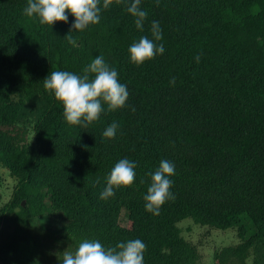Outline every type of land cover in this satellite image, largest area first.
<instances>
[{
	"label": "trees",
	"instance_id": "obj_1",
	"mask_svg": "<svg viewBox=\"0 0 264 264\" xmlns=\"http://www.w3.org/2000/svg\"><path fill=\"white\" fill-rule=\"evenodd\" d=\"M102 3L98 24L70 32L75 17L67 10V23L42 25L23 14L27 0H0V162L17 182L0 205V220L19 207L0 251L16 257L21 242L53 246L58 236L63 244L46 249L41 264H62V253L86 239L106 249L140 239L144 264H194L196 247L179 234L178 219L225 227L244 218L251 234L224 252L242 260L252 246L264 264V0H141L143 30L125 4ZM153 21L165 51L137 66L128 49L141 36L152 39ZM99 55L127 86L126 104L114 111L105 104L87 128L70 125L44 79L51 71L81 75ZM28 100L37 103L34 110ZM113 122L115 137H104ZM30 126L34 146L24 142ZM123 158L136 164L134 182L100 199ZM162 160L175 165L169 178L176 198L153 215L143 197L148 173ZM123 208L132 211L129 226L118 220ZM39 215L49 224L32 231L31 218ZM28 252L19 264L32 263Z\"/></svg>",
	"mask_w": 264,
	"mask_h": 264
},
{
	"label": "clouds",
	"instance_id": "obj_2",
	"mask_svg": "<svg viewBox=\"0 0 264 264\" xmlns=\"http://www.w3.org/2000/svg\"><path fill=\"white\" fill-rule=\"evenodd\" d=\"M157 6L159 0H156ZM113 0H103V9H108ZM117 5L125 4L127 12L135 18L137 29L143 30L147 11L140 7L141 0H115ZM70 12L75 21L73 30L83 31L90 24L100 22L101 0H27L23 14L28 17H38L42 25H53L57 21L67 23ZM152 39L141 36L134 41L129 49L130 60L139 66L146 60L155 58L165 51L162 40V30L158 21L151 24ZM68 42L75 44L69 35ZM199 62L200 56L195 57ZM175 84V77L170 80ZM44 88L54 93L55 98L63 104V115L70 125H79L87 128L94 121L99 120L107 105L108 111H114L125 106L129 96L127 86L118 80V72L105 62L102 55L93 59L83 73L77 75L69 71H51L44 79ZM135 111V109H132ZM119 125L110 124L103 132L106 138H114ZM136 164L127 158L120 159L107 176V183L100 193V199L107 200L115 195L114 189L130 186L136 173ZM175 174V165L167 160H162L154 173H148L151 183L143 199L145 210L153 215H159L161 206L169 200H175V195L170 191L173 181L169 178ZM143 182V181H142ZM146 244L140 239L118 243L115 247L105 248L98 240H84L75 251H64L61 255L62 264H144Z\"/></svg>",
	"mask_w": 264,
	"mask_h": 264
},
{
	"label": "rangeland",
	"instance_id": "obj_3",
	"mask_svg": "<svg viewBox=\"0 0 264 264\" xmlns=\"http://www.w3.org/2000/svg\"><path fill=\"white\" fill-rule=\"evenodd\" d=\"M79 49V46L78 48ZM81 52V51H80ZM82 56H86L85 52H81ZM36 102L28 100L27 105L31 109L36 108ZM24 142L30 146L35 145V135L32 126L27 131ZM16 179L10 174L9 169L0 162V205L6 204L11 198L12 192L16 187ZM19 207L16 205L10 210H4L3 216L0 220V240L6 238L9 233L13 230L16 221V211ZM245 216V214H242ZM132 219V211L129 209H121L118 215L119 222L124 226H129ZM49 216L39 215L31 218V230L40 232L41 228L48 226ZM179 234L187 241L193 243L196 247L197 256L194 260V264H257L256 256L260 253L252 246H250L245 256L240 260L232 256H227L224 252V248L229 245H234L241 241L243 238L248 237L252 228H250L247 221L243 218L238 224L229 225L225 227H219L214 225H208L195 221L191 216H184L176 221ZM53 237V235H52ZM45 239L42 240L41 244H36L32 238L21 242L17 251L16 257L12 256L11 253L6 252L7 257L10 259V264H19L24 254L29 255V250L32 251V263H35V259L39 260V264L49 259L45 254L47 251L57 249L63 244L61 238H51L54 243L45 245ZM51 247V248H50ZM0 251V264H9L6 261V256ZM15 262V263H14Z\"/></svg>",
	"mask_w": 264,
	"mask_h": 264
},
{
	"label": "water",
	"instance_id": "obj_4",
	"mask_svg": "<svg viewBox=\"0 0 264 264\" xmlns=\"http://www.w3.org/2000/svg\"><path fill=\"white\" fill-rule=\"evenodd\" d=\"M22 202H23V199H22Z\"/></svg>",
	"mask_w": 264,
	"mask_h": 264
}]
</instances>
